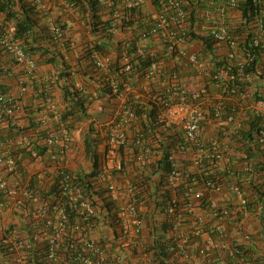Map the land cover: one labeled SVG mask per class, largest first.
<instances>
[{
  "label": "built area",
  "instance_id": "built-area-1",
  "mask_svg": "<svg viewBox=\"0 0 264 264\" xmlns=\"http://www.w3.org/2000/svg\"><path fill=\"white\" fill-rule=\"evenodd\" d=\"M32 1L43 7V0ZM64 1L69 5L67 0ZM99 1L107 14L109 32L114 37L134 29V25L127 26L124 21L129 9L153 6L149 21L139 28L137 54L153 58L147 76L155 78L159 70V62L155 60L157 53L145 49L141 42L146 43L151 37L159 36L164 46L163 55L175 62L169 73L166 96L152 98L157 108L156 134L171 130L182 134L183 138L179 144L180 153L172 152L169 157L171 168L165 178V186L172 192L164 210L165 219L172 223L179 236L178 251L172 253L179 252L188 257L187 248L191 241L187 233H180L185 216L176 194L179 188L190 199L187 209L191 214L195 213L197 202L201 204L205 200L211 217L219 221L218 230L224 220L232 219L241 233L240 239L250 241L251 234L241 222L251 211V201L241 185L220 179L195 185V179L191 182L188 164L199 169L204 161H210L215 163V167L224 166L226 171H230L242 163V172L251 176L259 165L252 155L259 154L264 178V19L258 14L251 23L242 20L239 11L241 0H225L223 3L221 0H201L215 7L209 16V25L200 33L211 39L214 55L219 58L217 63L208 66L200 60L198 53L188 51V44L203 43L190 39L194 25L190 21L191 11L186 0ZM49 25L56 40L64 39L60 24L50 20ZM15 32V24L1 16L0 53L7 55L18 70L24 72V76L16 78L19 94H14L6 88L5 79L0 75V264H128L123 256L110 253L102 236H96V233H102L91 223L96 216V199L75 181L77 169L73 165L77 164V157L71 151V134L61 121L62 111L53 102L52 93L45 94L44 101L47 112L60 123L58 132L46 128L47 114L39 119L45 132L41 137L19 126V98L27 93L28 82L35 84L38 69L36 61L26 53ZM249 36V45L245 47ZM94 52L96 68L109 75L108 65L112 58ZM121 60L125 64L124 71L129 72L131 65L127 52L123 53ZM184 65H189L203 80L198 88L190 89L181 83L179 70ZM212 84L213 89L210 88ZM74 86L83 90L82 85ZM111 87L115 94H119L116 82H112ZM138 121L135 111L124 103L103 124L105 135H100L98 150L102 163L93 179L105 186L108 196L117 206L119 242L131 233L138 235L142 230L139 188L124 172L120 150L126 149L133 140L137 152L132 159L140 170H150L157 160L151 132L135 126L132 130L134 137L129 134L128 126ZM252 123H255L254 127H251ZM209 125L214 128L212 138H206ZM37 146L45 148L46 152L37 151ZM126 154L125 150L128 158ZM28 160H34L36 165L32 161L31 165H24L23 162ZM32 177L36 179L35 188L31 187ZM224 185L239 197L235 208L210 195L221 193ZM43 188H54L55 191L43 195L37 190ZM256 210L263 214L264 204H257ZM197 219L200 223L194 233L206 237V243L199 250L201 255H205L215 245L213 235L216 230L211 227L203 233V220ZM240 239L228 248L229 254L236 259V264H257L255 259L245 255ZM169 249L173 251L174 247ZM140 264L158 263L151 256H145Z\"/></svg>",
  "mask_w": 264,
  "mask_h": 264
},
{
  "label": "trees",
  "instance_id": "trees-1",
  "mask_svg": "<svg viewBox=\"0 0 264 264\" xmlns=\"http://www.w3.org/2000/svg\"><path fill=\"white\" fill-rule=\"evenodd\" d=\"M67 1L71 6H74L75 8L78 7V9H80V11L84 14V17H90V23L92 25L93 33L99 35L100 39L102 40V43L96 42L95 46L93 47L94 50L104 55L113 50V53L116 54V58L112 59V62L108 65V69L109 72H113L114 74L119 76L121 80V84H118L120 90L125 88V84L130 83L131 79L136 75L140 78L147 76V69L152 63L153 58L150 56H139L137 54V46L134 41L129 43H123L120 40L116 42L113 41L114 36L109 32V22H107L106 20L107 14L104 11V8L100 4L99 0ZM220 2L223 3L225 2V0H221ZM186 5L191 11L190 21L193 23V25L195 22L204 20L202 12L210 11L207 4L201 0H186ZM144 9H147V6L145 8L143 7L141 10L137 8H131L128 10V13L126 14L127 16L126 18H124V21L126 20L127 26L134 25V29H132L133 31H137L139 30V28H143L146 25V22L149 21V16L144 14ZM239 11H241L242 13V20H246L247 24L253 22L258 14L261 15L260 17L262 19H264V0H241ZM0 14H2L1 16H3L6 20L15 24V36L17 40L20 41L26 53L31 55L37 63L38 70L36 73L35 87L36 90H41L42 93L40 94L43 100L41 101L40 106H38L37 108L34 119H37V117L41 118L42 115L47 114L48 119L46 128L48 130L50 129L49 125L50 123H52V119L54 120V115L47 112L45 108L46 105L44 101V95L49 94V92L53 95V90H55L56 87L59 86V83L63 81L61 89L63 92V100L66 103V108L64 110L60 108L59 109L62 111L61 121L69 130V133H71V131L73 129H76L78 125L90 119L91 114L89 113V108L91 106V94L80 91L76 89V87H74V84L71 81L72 67L69 66L64 54H62L58 50V42L50 30V25L47 22V14L44 13L37 4H34L32 0H0ZM86 14H88V16ZM141 22L145 23L141 24ZM135 24L137 26H135ZM61 27L64 31L66 30L65 25H61ZM190 37V39L194 42L202 41L203 43L201 45V52L198 53V57L200 58V60H202V62H205L208 66L214 62L217 63V59L219 60V58L214 55V44L209 37L202 36V34H200L195 29H193L192 33H190ZM250 37L251 36L246 38L245 47L249 45ZM113 42L115 43L112 44ZM107 46L110 47L106 48ZM124 52H127V55L129 57V63L131 65V70L129 72L124 71V63L121 62V58L123 57ZM42 65H52L53 69L49 72L47 70L45 72H41L42 70L40 66ZM92 65L90 69L94 72V74L101 72L98 68H96L97 66L95 63V66ZM46 72H48V74H45ZM0 75H3V72L0 71ZM19 78H21V76L17 77V79ZM210 88L213 89L214 85L212 84ZM111 89L112 88H110L109 84L106 83L103 84L100 89V93H98L100 94L101 98L107 97L109 100L111 97L115 96L112 93ZM165 91L161 92L155 97L166 96ZM55 97V95L52 96L53 102L56 99ZM140 101L141 102L139 103L130 102V104H127L126 107L135 111V113L138 115L139 120H141L145 132H151V134L153 135L152 140L155 147H157V160L150 170L146 168L140 170L136 166L134 159H132L134 153L137 152V148L134 145L133 140H131L128 143L126 149L122 148L120 150L123 157L124 172L127 174L128 178L132 179L131 181L133 182V184L139 188L142 202H144L145 204H149L152 201L155 211L165 216L164 210L171 199V191L165 186V178L171 168L169 157L172 152L180 153L179 144L181 141H183V138L181 139L182 134L173 132L171 130H163L160 134H156L155 129L158 125L156 103L152 98H144V100ZM191 102L192 100H190V103ZM104 113V118L110 115H114V111L112 113V111L110 110H106ZM38 121L40 125H42L40 120H37L36 122L38 123ZM254 124L252 123L251 127ZM84 130L85 131L82 135V138L84 139L86 160L90 164V168L83 169L82 167L81 172L75 171V181L78 182L89 194L94 196L96 199V216L92 218L91 222L92 225L94 224L93 227L95 226L94 228H97L96 230H99L101 232H103V230L106 231L107 229L110 230L111 228L114 235L112 241L115 244L116 242H118V232L116 230L118 213L117 206L108 196L105 186L97 182V180H93L99 166L102 163V157L98 151L101 144L100 134L94 127L93 122L85 126ZM256 148H258V146H256ZM35 149L40 152H46L45 148H40L38 146ZM125 150L128 158L125 157ZM203 164V167H199V169L188 164L192 178L191 182H193V180L195 179V185H201L204 181L207 180H230L229 178L231 176L226 173L227 171L224 166L215 167V163H212L210 161H204ZM231 166H233V164H231ZM211 170H214L215 173H211ZM35 183L36 179L35 177H32L31 187L35 188ZM152 187L155 188V191L153 193L149 191V189H151ZM46 189L48 191H46ZM37 190H39V192L41 191L43 195H47L49 192L55 191L54 188H43ZM146 191H148V195L144 194L146 193ZM142 194H144L147 199H145ZM176 194L180 199V206L184 209V211L188 212L187 207H189L190 199L185 197L183 189L181 188L178 189ZM262 196H264V194ZM259 199L261 200L262 198L259 197ZM251 200L252 202L250 203V210L252 211L253 207H255L253 203L255 202L254 204H258L260 200H253V198H251ZM199 206L201 209L209 211L207 201L204 200V202ZM253 212L254 211H252L251 213ZM139 215V218L142 219L143 224L141 210ZM191 215L193 218L190 219ZM186 218L187 222L190 221L193 224L190 226L191 228L189 230H183L181 227L180 233H187L191 237V232L193 234L196 228H198L199 221H197V219L194 220L195 218L190 212L188 213V216ZM202 227V231L203 233H205L207 231V228H205L204 226ZM153 230L158 256L161 257L162 262L165 263V261L168 260L169 256H171L172 254H176L172 252L178 251V233L174 231L173 225L169 222L168 219H163L161 225L156 228L153 227ZM128 237L126 238L127 240ZM108 244L109 242H107V245ZM114 244L113 246H117ZM107 245L106 247L109 248V251L112 255L125 248V246L121 245L119 246V251H111L110 245ZM171 247H174L173 251H170L169 248ZM241 247L242 249H244L243 246ZM245 255L247 256L246 251ZM256 258L257 259H255V261H259V263L257 262L258 264H264V256L258 255L256 256Z\"/></svg>",
  "mask_w": 264,
  "mask_h": 264
},
{
  "label": "crops",
  "instance_id": "crops-1",
  "mask_svg": "<svg viewBox=\"0 0 264 264\" xmlns=\"http://www.w3.org/2000/svg\"><path fill=\"white\" fill-rule=\"evenodd\" d=\"M149 2L150 1H147L148 4H150ZM207 6L210 11L202 12L204 20L194 23V29L199 31V33H201L205 27L209 25V16H211V14L215 11V7L209 5ZM41 9L47 14L48 23L50 20H55L61 25L66 26L65 38L57 41V47L58 50L64 54L69 66L72 67V83L82 85L89 94L94 96L93 100L90 101L91 106L89 108V112L93 116H91L88 121L93 122L94 126L98 127L97 130L101 137L105 135V131L102 127L103 123L107 120V117H103L106 110H110L113 113V111L115 112L118 107L124 103H126V105L130 104V102L139 103L141 102L140 100H144V98L151 99L161 92H164L165 89H168L170 81L168 80L170 79L169 73L171 69L175 67V62L171 57H165L163 55L164 46H162L160 37L153 36L146 43H144V47L148 51H155L159 58V70L157 71L155 78L149 79L148 76L140 78L136 75L131 79L130 83L125 84V88L122 89L120 95H115L109 100L107 97L101 98L99 93L103 84L108 83L110 85L112 82L121 84V80L119 76L113 72H109V75L106 74V72L94 74V72L90 69L91 65H94L95 52L93 47L96 42L102 43V40L99 35L93 33L88 14H86L88 17H84V14L80 11V9H78V7L75 8L70 4L68 5L64 0H43V7ZM152 11L153 6L151 7L148 5L147 9H144V14L148 16L152 13ZM145 22H141V24H144ZM135 35L136 34H133L132 30L124 31L120 35L115 36L113 41L116 42L120 40L123 43H129L133 40ZM109 47L107 46L106 48ZM187 48L190 53L201 52L200 43H190L187 45ZM106 55H109L112 59L116 58V54L113 53V50ZM40 68L42 70L41 72H45L46 70L49 72L53 69V66L42 65ZM0 71L3 72L2 77L5 79L6 88L14 94H19V87L17 86L16 78L19 76L23 77L24 73H21V71L13 64V61L2 52L0 53ZM179 71L181 83L190 89L198 88L201 81H203L189 65H184L183 69ZM48 72L45 74H48ZM62 84L63 81H61L59 86L53 90V95L56 96L54 103L57 102L58 108L64 110L66 108V103L63 100V92L61 89ZM40 93H42L41 90H36L35 84L31 85L28 82V91L25 95L20 96L17 112L19 117V126L24 127L26 130H29L31 133L36 134V136L39 137L45 135V132L42 131L44 126L40 125L39 121L38 123L36 122L40 119V117L34 119L37 108L43 100ZM51 122L52 123L49 125L50 129L58 132L59 123L53 119ZM83 124L84 123L78 125V127L73 129L70 133L72 138L71 151L77 157V164H74L73 166L79 172H81L82 167L83 169L90 168V164L86 160L84 139L82 138L85 131L83 129ZM213 133L214 128L211 125L207 126L206 138H212ZM55 149H57V147ZM252 158L257 162V164H259L255 167L253 175L250 176L245 172L243 173V164L240 163L234 166L232 170L226 172L231 177L229 178V181H224L225 183L238 182L251 202V198H253V200H260L259 197H261L262 199L258 204H264V196H262L264 194V178L262 168L260 167L262 164L260 162V155H252ZM24 160L26 159L24 158ZM23 164L25 165L26 161H24ZM30 169H33V167L30 166ZM23 176L27 178L28 175L24 173ZM149 191L153 193L155 188L152 187ZM144 194L148 195L149 193L146 191ZM144 194L142 195L145 199H147ZM210 195L213 199L219 200L222 204L231 208H235L239 202L238 195L230 193L225 185L221 193H213ZM254 203L253 205H255V207L252 209L254 212L251 213V211L247 214L241 222V224L244 223L246 231L251 234V240L246 242L240 239L241 233L235 227L232 219H226L223 222L221 221L223 226L218 230L217 225H219V221L211 217L209 213L210 211L201 209L199 206L200 203L197 202V208L193 214L195 218L194 220L199 217L200 221L203 220L202 225L205 228L209 229L213 227L216 230L213 235V242L215 245L205 255H201L199 250L206 243V237L197 236L194 232L193 234L191 232V241L187 248L188 257L177 252L176 254L169 256L165 263L162 262V258L158 256L155 246L153 227H159L163 219H165V216L155 211L152 201L149 204H145L144 202L141 204L140 210L141 216L143 217V224L142 230L138 235L131 233L128 240L124 239L123 241H118L115 244L112 241L114 235L111 228L110 230H103L102 233H96V236H102L103 240L109 242L108 245H110L111 251H119V246H125V248L115 254L123 256L128 264H140L145 256H151L158 264H236V259L229 254L228 248L233 243H236V240L238 239H240V243H242L241 245L247 252V256L250 258L253 257L254 259H257L256 256L258 255L264 256V213L259 214L256 210L257 203ZM188 213L189 211H184L185 221L182 226L183 230H189L191 228L190 226L193 224L190 221H186ZM191 218H193L192 215L190 219ZM113 244L117 246H113ZM257 262L259 263V261Z\"/></svg>",
  "mask_w": 264,
  "mask_h": 264
},
{
  "label": "clouds",
  "instance_id": "clouds-1",
  "mask_svg": "<svg viewBox=\"0 0 264 264\" xmlns=\"http://www.w3.org/2000/svg\"><path fill=\"white\" fill-rule=\"evenodd\" d=\"M58 23V22H57ZM58 24H60V23H58ZM61 25V24H60ZM62 28V27H61ZM137 29V28H136ZM138 31L139 30H137V31H133L132 30V32H133V34H136L135 35V37L133 38V40L132 41H134L135 43L137 42V40L139 39V37H138ZM64 38H65V31H64ZM57 41H59V40H57ZM131 41V42H132ZM144 42V41H143ZM143 42H141L142 43V45L144 44ZM144 47V46H143ZM138 48V47H137ZM145 48V47H144ZM109 56V55H108ZM155 60H157L158 62H159V58H158V56H157V58H155ZM121 62H123V60L121 61ZM124 63V62H123ZM124 68H125V64H124ZM148 70V69H147ZM111 84L112 83H110V88H112L111 87ZM118 85V84H117ZM75 87V86H74ZM119 87V86H118ZM82 88H83V90L81 89L80 91H83V92H85V93H88L87 91H86V89H85V87H83L82 86ZM120 89V88H119ZM112 90V89H111ZM121 91L122 90H119V95H120V93H121ZM112 93L114 94V95H118L117 93L115 94L113 91H112ZM93 98H94V96L91 94V96H90V100H93ZM90 113V112H89ZM115 113V112H114ZM91 116H93V115H91ZM111 117H112V115H111ZM111 117H110V119H111ZM90 123H92V122H90ZM135 126L136 127H141V128H143V126H142V123H141V121L139 120L138 121V123L137 124H131V125H129L128 127V131L129 132H131V133H129L132 137H134V134H133V132H132V130H135ZM155 146V145H154ZM155 151H156V149H155Z\"/></svg>",
  "mask_w": 264,
  "mask_h": 264
},
{
  "label": "rangeland",
  "instance_id": "rangeland-1",
  "mask_svg": "<svg viewBox=\"0 0 264 264\" xmlns=\"http://www.w3.org/2000/svg\"><path fill=\"white\" fill-rule=\"evenodd\" d=\"M110 117H111V116H108V117H107V120H106L103 124H105L107 121H109V120H110ZM89 123H90L89 121L84 122V124H83V129H84L85 126H87ZM94 127H95L96 129L98 128L97 126H94ZM102 128H103V127H102ZM103 130H104V129H103ZM102 149H103V147L101 148V151H102ZM101 151H100V152H101ZM31 161L34 162V160H31ZM31 161L28 160L27 163H26V166L31 165V164H32ZM33 165H34V166L36 165L35 162H34Z\"/></svg>",
  "mask_w": 264,
  "mask_h": 264
}]
</instances>
